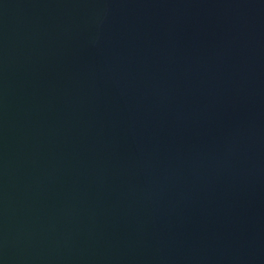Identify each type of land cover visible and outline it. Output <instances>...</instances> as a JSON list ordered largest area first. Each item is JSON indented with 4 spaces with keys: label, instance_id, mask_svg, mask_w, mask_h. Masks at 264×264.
<instances>
[{
    "label": "water",
    "instance_id": "1",
    "mask_svg": "<svg viewBox=\"0 0 264 264\" xmlns=\"http://www.w3.org/2000/svg\"><path fill=\"white\" fill-rule=\"evenodd\" d=\"M0 264H264V0H0Z\"/></svg>",
    "mask_w": 264,
    "mask_h": 264
}]
</instances>
